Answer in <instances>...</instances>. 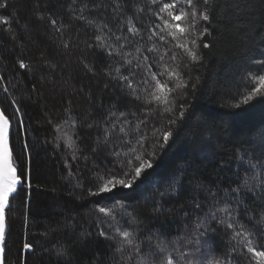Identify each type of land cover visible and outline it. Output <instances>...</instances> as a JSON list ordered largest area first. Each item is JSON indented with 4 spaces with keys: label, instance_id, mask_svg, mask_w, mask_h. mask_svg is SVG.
I'll list each match as a JSON object with an SVG mask.
<instances>
[{
    "label": "trees",
    "instance_id": "16d2710c",
    "mask_svg": "<svg viewBox=\"0 0 264 264\" xmlns=\"http://www.w3.org/2000/svg\"><path fill=\"white\" fill-rule=\"evenodd\" d=\"M4 2L0 0V3ZM6 2L8 7L0 8V19L10 23L0 24V75L6 77L4 83L9 86L10 99H16L22 108L32 153V187L21 189L10 198L8 244L12 253L8 256V264L16 261L18 256L26 264H56V256L49 255L45 249L64 242L73 231L72 225H75L76 235L92 233L74 245L72 264H112V241L98 235L97 217L108 223L116 222L98 213L101 206L116 208L123 204L124 210L117 209L118 226L138 229L145 249L158 240L175 241L191 234L192 221L197 215L203 217L208 210L206 206L201 212L194 211V197L196 202L204 203L207 189L228 187L236 180L237 173L243 178L249 159L256 162L258 158H264V98L233 107L250 87L244 78L257 72L261 68L257 62L264 61V0H215L217 11L210 25L212 35L204 37L212 47L201 48L203 60L193 66V80L177 98V103L187 106L185 118L171 125L173 138L163 150H157L154 167L148 170L143 182H138L139 187L101 196L88 195L92 175L88 169L93 164L107 165L114 158H106V153L98 158L93 156L91 149L95 147L96 130L86 125L78 130L77 144L82 149V156L73 161L71 150L63 142H59L60 147L56 146L54 136L57 134L53 125L63 118L68 108L81 120L89 117L102 120L110 112L136 113L137 117L143 118V106L122 92L115 81L109 82L103 75L108 61L86 48L93 40L92 31L76 21L73 15L78 14L82 2L91 7V0ZM111 2L96 0L97 4L109 5ZM128 3L143 6L145 0H128ZM126 12L133 15L135 8ZM93 13L106 16L110 24L114 22L110 7L106 13L100 8L93 9ZM51 19L70 26L66 33V38L70 36L73 42L70 53L66 54L59 47L60 41L49 23ZM135 21L137 26L144 28L155 22L149 11L135 13ZM140 43L142 47H150L152 42ZM165 50L161 45L160 52ZM173 51L182 56L181 50L173 48ZM85 57L95 64L96 75L83 70L80 60ZM21 58L35 71L18 70L17 61ZM43 60L54 67L49 68ZM165 60L172 63L167 57ZM186 62L177 61L185 72L188 71L183 69ZM197 76L199 81L192 89L191 83ZM139 79L137 76L136 80ZM5 96L0 87V104L11 113L13 109L8 107ZM129 119L135 123L136 118L130 116ZM149 120L144 131L150 135L153 125L161 126V118L151 116ZM20 148V141H15L17 153ZM83 156L88 160L85 161ZM66 165L74 176L68 175ZM78 183L81 186L78 187ZM197 185H203L204 189ZM161 192L165 194L161 196ZM220 196H223L222 191ZM125 210L132 213V217L124 215ZM185 213H188L187 217ZM241 220L247 224L248 217L241 215ZM66 223L70 226L67 229L41 235ZM101 227L111 234L107 224ZM72 238L75 240L76 237ZM26 239L34 242V253L17 252ZM231 243L222 229L217 233L209 230L201 237L200 246L210 250L208 258L212 259L229 252ZM217 247L219 251H216ZM241 264L245 262L241 261Z\"/></svg>",
    "mask_w": 264,
    "mask_h": 264
},
{
    "label": "snow or ice",
    "instance_id": "6c2138e0",
    "mask_svg": "<svg viewBox=\"0 0 264 264\" xmlns=\"http://www.w3.org/2000/svg\"><path fill=\"white\" fill-rule=\"evenodd\" d=\"M75 2L76 0H73V3ZM91 4L90 7L88 3L82 2L78 14L73 15L76 21L82 22L92 31L93 40L86 44V48L92 49L94 55L108 61L103 75L109 82L115 81L122 92H126L143 106V118L137 117L136 113L110 112L108 117L102 120H96L94 117L81 120L68 108L63 118L53 125L57 134L54 141L57 142V147L61 146L59 142H63V145L71 150V159L78 161L82 156V149L77 144L80 139L78 130L85 125L89 129H95L97 136L95 147L91 149L93 156L98 158L106 153V158L114 159L109 160L107 165L93 164L88 169L92 173L88 195H115L123 189L140 186L138 182H143V179L147 178L148 170L154 167L157 150H163L173 138L171 125L185 118L187 106L185 103H177V98L189 88V81L193 80V66L199 65L203 60L201 48L212 47L204 41V37L212 35L210 25L216 14L217 4L215 0H145L143 6L130 5L128 0H112L109 5L97 4L96 0H91ZM7 7L6 0L0 3V8ZM108 7L111 8L114 21L111 24L106 16L93 13L95 8L104 9L106 13ZM133 7L135 13L143 14L149 11L155 22L147 28L137 26L135 13L127 15L126 12ZM9 23L7 19H0V24ZM49 23L57 34L56 39L60 41L59 47L66 54L70 53L73 47L72 38H66L70 26L56 19H51ZM141 41L152 43L150 47H142ZM161 45L166 49L163 52H160ZM173 48L181 50L182 56L173 51ZM166 57L172 61L171 64L166 62ZM178 60L187 61L183 63V69H188L187 72L181 69ZM42 63L47 64L49 68L54 67L47 60ZM80 63L84 71L97 74L95 64L86 57L82 58ZM257 63L261 68L244 78L250 87L233 107L239 108L255 98H264V61ZM17 64L18 70L35 71L32 65L22 58L18 59ZM153 68L157 70L154 71ZM137 76L140 77L139 81L136 80ZM5 80L6 77L0 75V87L6 94L8 107L13 111L9 113L7 107L0 106V264H8V256L12 253L8 244L11 235L10 198H14V194H18L19 190L32 187V153L27 139V125L23 120L21 106L16 99H10L11 92L8 84L4 83ZM198 81L197 76L191 83L192 89L196 88ZM130 116L136 118L135 123L129 119ZM151 116L161 118V126L153 125L149 135L144 129L148 128ZM17 140L21 143L18 153L15 150ZM118 148L124 150L118 151ZM83 159L87 161L88 157L83 156ZM246 163L243 178L237 173L236 180L228 187L207 189L204 193V203L196 202L197 198H193V210L201 212L207 206V212L203 217L197 215L192 221L191 234L170 243L158 240L150 243L145 249L138 229H122L118 226L117 209L124 210L123 204L117 205L116 208L98 207V213L116 222L108 223L107 220L97 217V227L100 229L98 235L112 241V264H233L234 261L235 264H241V261L245 264H264V158H258L256 162L249 159ZM85 166L87 167V164ZM68 175H75L70 167ZM77 186L81 185L78 183ZM196 187L204 189L203 185ZM164 194L160 193L161 196ZM123 214L132 217V213L126 210ZM184 215L187 217L188 213ZM241 215L248 217L247 224L241 220ZM208 221L212 223L208 224ZM102 224L108 225V229L112 230L111 234L101 227ZM69 227L66 223L41 235L48 236L50 231ZM71 227L73 231L64 242H58L53 248L45 249L49 255L56 256V264H72L74 245L92 235L90 232L76 235L75 225ZM221 229L232 242L230 251L224 253L223 257L209 259L210 250L200 246L201 237L206 236L209 230L217 233ZM73 236L76 237L75 240ZM20 251L34 253L36 246L34 242L26 239L21 248L17 249V252ZM216 251H219L218 247ZM12 264H26V261L18 256Z\"/></svg>",
    "mask_w": 264,
    "mask_h": 264
},
{
    "label": "rangeland",
    "instance_id": "374dc122",
    "mask_svg": "<svg viewBox=\"0 0 264 264\" xmlns=\"http://www.w3.org/2000/svg\"><path fill=\"white\" fill-rule=\"evenodd\" d=\"M117 220V219H116ZM118 221V220H117Z\"/></svg>",
    "mask_w": 264,
    "mask_h": 264
},
{
    "label": "water",
    "instance_id": "95a60500",
    "mask_svg": "<svg viewBox=\"0 0 264 264\" xmlns=\"http://www.w3.org/2000/svg\"><path fill=\"white\" fill-rule=\"evenodd\" d=\"M0 106H1V104H0Z\"/></svg>",
    "mask_w": 264,
    "mask_h": 264
}]
</instances>
